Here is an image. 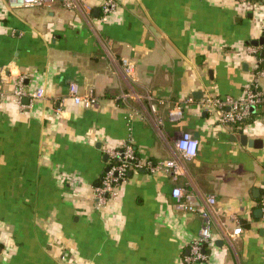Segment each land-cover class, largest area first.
<instances>
[{
	"label": "crops",
	"instance_id": "0c3cea01",
	"mask_svg": "<svg viewBox=\"0 0 264 264\" xmlns=\"http://www.w3.org/2000/svg\"><path fill=\"white\" fill-rule=\"evenodd\" d=\"M88 1L91 14L61 0L17 9L0 0V264H183L204 220L178 207L176 186L201 204L215 195L220 210L210 258L191 264H264V108L229 126L200 107L208 96L264 90L247 50L264 36V0H117L105 21L104 0ZM20 76L27 91L45 90L24 108L13 98ZM72 82L97 102L76 103ZM175 103L183 115L171 121ZM241 130L261 146L243 145ZM184 131L199 140L192 159L174 145ZM129 136L150 160L180 158L182 171H131L99 208L104 148Z\"/></svg>",
	"mask_w": 264,
	"mask_h": 264
},
{
	"label": "built area",
	"instance_id": "2783aa9c",
	"mask_svg": "<svg viewBox=\"0 0 264 264\" xmlns=\"http://www.w3.org/2000/svg\"><path fill=\"white\" fill-rule=\"evenodd\" d=\"M54 1L55 0H7L8 5L13 9L40 6L53 3ZM61 1L63 6L67 9H79L87 14H91L94 10L93 5L88 0ZM238 3L242 7H247L251 2L250 0H238ZM118 4L117 0H104L100 10V20L105 21L118 8ZM247 50L257 56L259 62L263 61V59L259 57V53L261 50H264V45H250L247 47ZM123 65L127 74L133 73V65L127 58L123 59ZM258 74L263 75L264 68L259 69ZM69 91L76 103L82 104L87 108L92 107L97 102V96L94 89L82 92L80 85L76 82H72L69 86ZM44 95L45 90L43 87H37L32 91H27L25 88V76L19 77L17 85L13 91V98L21 108L28 106L24 103L25 97H30L31 101H34L42 98ZM0 97H3L1 90ZM149 98L152 99V97ZM193 101V97H189L186 100L188 103ZM159 103L162 104L164 101L160 100ZM253 106L256 107V112L258 109L264 108V90L257 88L256 86L248 87L240 96H208L200 101V107L207 110L210 109L217 111L218 121L229 126L239 125L251 118L254 114L252 111ZM152 108L156 111L155 102L152 103ZM183 108L184 105L181 103H175L172 105L168 109V119L171 121H177L183 115ZM57 110L60 111V109ZM157 118L158 122L162 124L164 121L163 117L158 116ZM174 145L179 152L181 159H192L197 155L199 140L191 131H184L181 136L175 140ZM104 152L108 155L107 169L95 187L94 193L96 204L99 208L106 207L111 200L120 196L125 183L129 179L131 171L144 170L152 174L160 171H167L172 173L174 178H176L182 171V161L180 158L153 161L142 156L135 146L134 139L131 136L125 139L120 145L105 146ZM172 195L177 199L179 208L199 213L204 220V225L200 229L199 234L190 244L188 255L183 258V264L207 261L210 258L207 249L212 241V214L215 213L218 215L220 212L219 208L213 209L217 203L215 195H207L205 204L192 201L193 195L191 193L187 194L185 189L180 186H176L172 189ZM185 196H187L189 201H183ZM262 207L264 209V194L262 196ZM237 230H240V228ZM235 238V232L228 233V239L234 240Z\"/></svg>",
	"mask_w": 264,
	"mask_h": 264
},
{
	"label": "water",
	"instance_id": "95a60500",
	"mask_svg": "<svg viewBox=\"0 0 264 264\" xmlns=\"http://www.w3.org/2000/svg\"><path fill=\"white\" fill-rule=\"evenodd\" d=\"M248 15L252 16V13L249 12ZM250 43L253 44V45H264V36H261L258 39H253V40L250 41ZM262 55H264V53H262ZM252 111H253V113L256 112V107L255 106L252 107ZM239 133H240V141H241V143L243 145L249 144V145H254V146H261V144H262V140L261 139H256V138L249 139L248 134L244 133L243 130H241ZM104 158H105V160H107L108 159V155L106 154L104 156Z\"/></svg>",
	"mask_w": 264,
	"mask_h": 264
},
{
	"label": "trees",
	"instance_id": "16d2710c",
	"mask_svg": "<svg viewBox=\"0 0 264 264\" xmlns=\"http://www.w3.org/2000/svg\"><path fill=\"white\" fill-rule=\"evenodd\" d=\"M256 1H262V0H256ZM259 57H262V59H263V61L260 63V68H264V55H262V52L261 53H259ZM254 115L255 114H253L252 116H251V118L250 119H252V117H254ZM249 119V120H250ZM248 120V119H247ZM246 120V121H247Z\"/></svg>",
	"mask_w": 264,
	"mask_h": 264
},
{
	"label": "rangeland",
	"instance_id": "374dc122",
	"mask_svg": "<svg viewBox=\"0 0 264 264\" xmlns=\"http://www.w3.org/2000/svg\"><path fill=\"white\" fill-rule=\"evenodd\" d=\"M263 114V113H262ZM261 117L263 118L264 116L263 115H261Z\"/></svg>",
	"mask_w": 264,
	"mask_h": 264
}]
</instances>
